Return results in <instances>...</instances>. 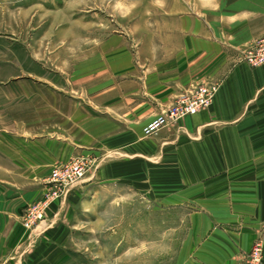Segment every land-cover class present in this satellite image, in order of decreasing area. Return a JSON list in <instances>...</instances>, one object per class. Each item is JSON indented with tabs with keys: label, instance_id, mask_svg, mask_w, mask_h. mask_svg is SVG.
<instances>
[{
	"label": "crops",
	"instance_id": "1",
	"mask_svg": "<svg viewBox=\"0 0 264 264\" xmlns=\"http://www.w3.org/2000/svg\"><path fill=\"white\" fill-rule=\"evenodd\" d=\"M194 2L149 7L137 50L101 23H85L83 36L58 50L47 41L44 53L0 37L8 114L0 124L13 127L0 132V264H71L54 256L67 247L49 239L66 234L57 203L27 255L14 217L41 195L53 167L75 156L97 164L57 200L63 207L93 182L109 183L116 198L187 208V235L170 264H237L256 240L264 264V64L251 66L237 52L264 36V0ZM206 82L219 85L208 107L143 136L163 106Z\"/></svg>",
	"mask_w": 264,
	"mask_h": 264
},
{
	"label": "rangeland",
	"instance_id": "2",
	"mask_svg": "<svg viewBox=\"0 0 264 264\" xmlns=\"http://www.w3.org/2000/svg\"><path fill=\"white\" fill-rule=\"evenodd\" d=\"M189 4L194 6V0H189ZM157 5L158 0H0V37L17 36L44 53L47 41L52 40L54 49L58 50L62 44L76 43L86 31L85 23H101L103 33L114 30L128 35L137 50L143 24L150 15L148 8ZM2 107L1 98L0 121L8 117ZM9 112L12 116L13 111ZM4 124H0V132L4 128L13 132L12 126ZM75 157H83L88 164L83 178H92L97 160ZM93 183L90 190L80 189L82 199L69 207H63L67 201H52L44 208L42 219L35 221L30 229L23 226L22 213L39 200L45 187L37 199L26 201L18 208L14 220L23 230L19 246L24 255L38 244L39 236L52 224L47 217L53 214L50 208L57 203L55 210L60 209L61 217L65 216L60 230L66 234L63 238L55 234L49 239L52 245L63 244L68 252L55 251L58 252L55 258L67 255L71 264L173 263L179 243L187 235V208L143 201L135 195L116 198L113 185L106 183L102 187L96 181Z\"/></svg>",
	"mask_w": 264,
	"mask_h": 264
},
{
	"label": "built area",
	"instance_id": "3",
	"mask_svg": "<svg viewBox=\"0 0 264 264\" xmlns=\"http://www.w3.org/2000/svg\"><path fill=\"white\" fill-rule=\"evenodd\" d=\"M237 52L239 59L251 66L264 64V37L254 39L237 49ZM218 86V83L214 82L199 83L179 93L144 125L143 134L150 135L164 126L175 123L181 117L208 107L213 101ZM88 169L83 157H74L54 166L45 182L43 195L22 213L23 226L30 229L35 221L42 219L44 208L52 201L65 197L77 187ZM262 250V241L256 240L237 264H261Z\"/></svg>",
	"mask_w": 264,
	"mask_h": 264
}]
</instances>
